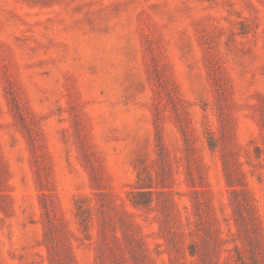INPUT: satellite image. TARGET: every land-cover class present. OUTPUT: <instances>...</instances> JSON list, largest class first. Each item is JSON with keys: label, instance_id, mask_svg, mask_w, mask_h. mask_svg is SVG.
I'll list each match as a JSON object with an SVG mask.
<instances>
[{"label": "rangeland", "instance_id": "374dc122", "mask_svg": "<svg viewBox=\"0 0 264 264\" xmlns=\"http://www.w3.org/2000/svg\"><path fill=\"white\" fill-rule=\"evenodd\" d=\"M0 264H264V0H0Z\"/></svg>", "mask_w": 264, "mask_h": 264}]
</instances>
